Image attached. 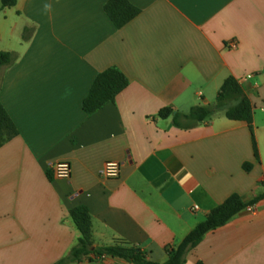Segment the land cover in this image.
<instances>
[{
    "label": "crops",
    "instance_id": "1",
    "mask_svg": "<svg viewBox=\"0 0 264 264\" xmlns=\"http://www.w3.org/2000/svg\"><path fill=\"white\" fill-rule=\"evenodd\" d=\"M107 1L0 3V53L15 58L0 71V103L18 133L0 147V264L68 257L81 237L69 211L79 206L93 249L122 241L163 264L234 194L246 207L185 264H264V197L255 201L264 194V0H127L139 14L120 29ZM109 68L127 88L84 113ZM229 77L253 107L257 157L245 122L218 113L183 120L188 129L173 124L175 113L213 106ZM164 108L167 119L158 117ZM57 162L70 165L68 180L54 179ZM106 162L121 164L118 178L101 176ZM67 264L129 263L90 255Z\"/></svg>",
    "mask_w": 264,
    "mask_h": 264
},
{
    "label": "trees",
    "instance_id": "2",
    "mask_svg": "<svg viewBox=\"0 0 264 264\" xmlns=\"http://www.w3.org/2000/svg\"><path fill=\"white\" fill-rule=\"evenodd\" d=\"M18 0H0L3 9L12 8ZM103 11L116 29H120L134 19L139 10L132 6L127 0H108ZM15 60L12 53H0V71L9 66ZM128 86L126 77L116 68H109L97 74L87 96L82 101V111L93 114L103 106L113 103ZM222 113L230 121L245 122L252 136L254 156L257 157L253 138L252 115L253 107L243 94L237 81L231 77L227 78L217 95L215 104L209 107H196L190 110L188 115L173 114L172 109L164 108L158 113L161 119H167L173 114V124L181 129L182 121L187 120L193 124L210 121L216 114ZM17 130L0 103V147L17 136ZM250 165L243 166L245 171L250 170ZM264 194L258 197L259 200ZM246 207V204L238 195H232L223 204L213 209L206 219L199 223L175 248L168 250L167 261L163 264H185L186 254L194 249L210 232L223 227L233 216L237 215ZM69 217L80 233V239L68 257L55 264H67L79 262L90 255L95 259L113 258L123 260L129 264H158L151 261L148 254L138 247L131 246L125 242L117 241L113 246L93 249L91 243V222L87 208L75 207L69 211ZM201 264V263H197Z\"/></svg>",
    "mask_w": 264,
    "mask_h": 264
},
{
    "label": "built area",
    "instance_id": "3",
    "mask_svg": "<svg viewBox=\"0 0 264 264\" xmlns=\"http://www.w3.org/2000/svg\"><path fill=\"white\" fill-rule=\"evenodd\" d=\"M234 48V44L229 45ZM121 164L117 162H106L101 170V176L105 179H116L120 174ZM54 179L68 180L70 178L71 169L67 162H57L51 167ZM196 209V208H194Z\"/></svg>",
    "mask_w": 264,
    "mask_h": 264
},
{
    "label": "clouds",
    "instance_id": "4",
    "mask_svg": "<svg viewBox=\"0 0 264 264\" xmlns=\"http://www.w3.org/2000/svg\"><path fill=\"white\" fill-rule=\"evenodd\" d=\"M51 8V5L50 4H45L44 5V9L47 11V10H50Z\"/></svg>",
    "mask_w": 264,
    "mask_h": 264
}]
</instances>
